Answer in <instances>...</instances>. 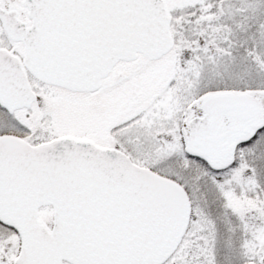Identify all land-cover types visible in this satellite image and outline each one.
Wrapping results in <instances>:
<instances>
[{
	"label": "snow or ice",
	"instance_id": "1",
	"mask_svg": "<svg viewBox=\"0 0 264 264\" xmlns=\"http://www.w3.org/2000/svg\"><path fill=\"white\" fill-rule=\"evenodd\" d=\"M0 264H264V0H0Z\"/></svg>",
	"mask_w": 264,
	"mask_h": 264
}]
</instances>
